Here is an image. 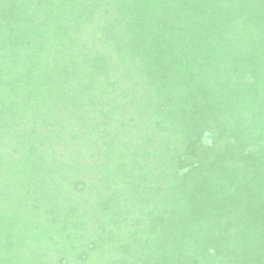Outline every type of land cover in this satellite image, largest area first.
<instances>
[{
    "label": "trees",
    "instance_id": "1",
    "mask_svg": "<svg viewBox=\"0 0 264 264\" xmlns=\"http://www.w3.org/2000/svg\"><path fill=\"white\" fill-rule=\"evenodd\" d=\"M0 264H264V0H0Z\"/></svg>",
    "mask_w": 264,
    "mask_h": 264
},
{
    "label": "rangeland",
    "instance_id": "2",
    "mask_svg": "<svg viewBox=\"0 0 264 264\" xmlns=\"http://www.w3.org/2000/svg\"><path fill=\"white\" fill-rule=\"evenodd\" d=\"M71 121H73V120H71ZM77 141H78V140H77ZM1 149H2V150H5V151H6V150L9 151V147H4V148H1ZM84 150H87V149H84ZM88 157H89V156L85 157V162L88 161V159H89ZM89 170H90V168H89ZM89 170L86 172V173H87V174H86V177H87V179H89V182H90V180H91V178H92V177H91L92 174L90 173ZM93 175H94V174H93ZM93 187H94V186H93ZM93 189L95 190V188H93ZM88 192H89V193H92V192H90V191H88ZM92 195H93V193H92Z\"/></svg>",
    "mask_w": 264,
    "mask_h": 264
}]
</instances>
